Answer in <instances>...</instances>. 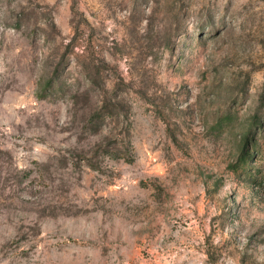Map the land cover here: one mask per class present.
Masks as SVG:
<instances>
[{
    "label": "rangeland",
    "instance_id": "obj_1",
    "mask_svg": "<svg viewBox=\"0 0 264 264\" xmlns=\"http://www.w3.org/2000/svg\"><path fill=\"white\" fill-rule=\"evenodd\" d=\"M0 264H264V0H0Z\"/></svg>",
    "mask_w": 264,
    "mask_h": 264
}]
</instances>
